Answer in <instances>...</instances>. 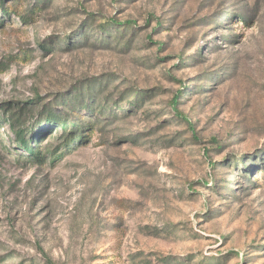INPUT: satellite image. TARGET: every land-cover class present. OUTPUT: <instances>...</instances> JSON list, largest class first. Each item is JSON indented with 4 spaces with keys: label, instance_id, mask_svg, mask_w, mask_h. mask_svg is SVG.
Listing matches in <instances>:
<instances>
[{
    "label": "rangeland",
    "instance_id": "rangeland-1",
    "mask_svg": "<svg viewBox=\"0 0 264 264\" xmlns=\"http://www.w3.org/2000/svg\"><path fill=\"white\" fill-rule=\"evenodd\" d=\"M0 264H264V0H0Z\"/></svg>",
    "mask_w": 264,
    "mask_h": 264
},
{
    "label": "trees",
    "instance_id": "trees-1",
    "mask_svg": "<svg viewBox=\"0 0 264 264\" xmlns=\"http://www.w3.org/2000/svg\"><path fill=\"white\" fill-rule=\"evenodd\" d=\"M23 19L26 20L27 17L23 16ZM131 22L132 21H128V23H131ZM181 92L182 91L177 92L176 95L173 97V105L177 104V101H178L179 97L181 96ZM59 123H60V125H57ZM48 125L60 127L61 130L67 129V126H68L67 121L61 120V119H59V117H56L55 115H51V114H48ZM21 132H23V131L21 130ZM17 136L20 137V144L26 149V151L30 155H33L34 148L29 145V143L27 142V140L25 138L22 137V133L17 134ZM33 137H34V135H31V138H33ZM35 154H38L37 151Z\"/></svg>",
    "mask_w": 264,
    "mask_h": 264
}]
</instances>
